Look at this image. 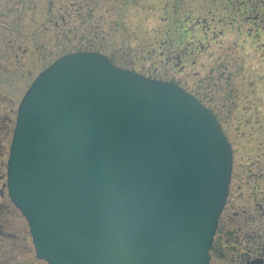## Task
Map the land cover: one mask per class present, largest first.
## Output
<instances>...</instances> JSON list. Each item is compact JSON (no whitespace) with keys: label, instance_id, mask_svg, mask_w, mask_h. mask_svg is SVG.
Segmentation results:
<instances>
[{"label":"water","instance_id":"1","mask_svg":"<svg viewBox=\"0 0 264 264\" xmlns=\"http://www.w3.org/2000/svg\"><path fill=\"white\" fill-rule=\"evenodd\" d=\"M231 164L196 97L77 51L22 96L6 188L47 264H208Z\"/></svg>","mask_w":264,"mask_h":264},{"label":"rangeland","instance_id":"2","mask_svg":"<svg viewBox=\"0 0 264 264\" xmlns=\"http://www.w3.org/2000/svg\"><path fill=\"white\" fill-rule=\"evenodd\" d=\"M77 51L177 84L215 114L235 156L264 145V0H0V264H47L9 200L6 160L24 92ZM218 248L215 233L209 264H245Z\"/></svg>","mask_w":264,"mask_h":264},{"label":"flooded vegetation","instance_id":"3","mask_svg":"<svg viewBox=\"0 0 264 264\" xmlns=\"http://www.w3.org/2000/svg\"><path fill=\"white\" fill-rule=\"evenodd\" d=\"M257 147L252 156L232 151L228 193L215 231L220 253L232 252L245 264H264V145Z\"/></svg>","mask_w":264,"mask_h":264},{"label":"bare ground","instance_id":"4","mask_svg":"<svg viewBox=\"0 0 264 264\" xmlns=\"http://www.w3.org/2000/svg\"><path fill=\"white\" fill-rule=\"evenodd\" d=\"M5 182H6V179H5Z\"/></svg>","mask_w":264,"mask_h":264}]
</instances>
